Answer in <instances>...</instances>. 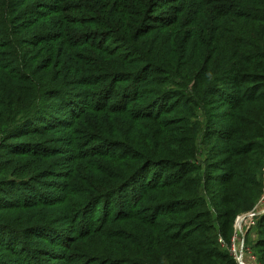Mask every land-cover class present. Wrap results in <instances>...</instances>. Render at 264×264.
Listing matches in <instances>:
<instances>
[{"label": "trees", "instance_id": "trees-1", "mask_svg": "<svg viewBox=\"0 0 264 264\" xmlns=\"http://www.w3.org/2000/svg\"><path fill=\"white\" fill-rule=\"evenodd\" d=\"M263 184L264 0H0V264H237Z\"/></svg>", "mask_w": 264, "mask_h": 264}, {"label": "rangeland", "instance_id": "rangeland-1", "mask_svg": "<svg viewBox=\"0 0 264 264\" xmlns=\"http://www.w3.org/2000/svg\"><path fill=\"white\" fill-rule=\"evenodd\" d=\"M65 165H68L69 169H74V170L77 169V172H84L85 171V166H90V165H85V164H82L81 166H80V164H77L76 166H74V164L71 163V162H68ZM63 170H65L64 171V175H67L65 173L68 172V169L67 168H63ZM60 171H61V169H60ZM50 182H51L50 183L51 186L45 188V189L48 190L49 194H54L55 193L54 196L56 195V197L58 199H60V200H67L69 198V192H63L61 190V188H66V185H65L66 184V178H65V176L54 177V178H52L50 180ZM81 185L82 184L80 183L79 186H78L79 188L75 187V190L77 192H79L82 189V187L80 188ZM70 199H73V198H69L68 200H70ZM257 209H259V210H263L264 209V184H263V190H262L260 199L258 200V202L256 203V205H255V207L253 208L252 211H255ZM102 212L103 211H102V209L100 207L98 209V215H100V216L103 215ZM108 214H109L110 217L117 215L116 207L115 206H111L110 211H109ZM234 228H235V224H234L232 232L229 235L227 241L225 240V238L223 236H221V233H219L218 231L215 234L216 235L215 243H217L219 248L222 251H224L225 253H229L230 252L229 251V246L232 243V240H233V238L235 236V229ZM229 239L231 240V243H228ZM245 239H246V246L251 251V254H248V255L245 256L246 263L247 264H262V262L258 260V257L260 255L257 254V251L255 249L256 244H257V240H258L257 229L253 228L252 230H250V229L246 230ZM224 241H226L227 244ZM252 255L255 257V260L252 258ZM214 264H223V263H221L218 260L217 261L214 260Z\"/></svg>", "mask_w": 264, "mask_h": 264}, {"label": "built area", "instance_id": "built-area-1", "mask_svg": "<svg viewBox=\"0 0 264 264\" xmlns=\"http://www.w3.org/2000/svg\"><path fill=\"white\" fill-rule=\"evenodd\" d=\"M263 210L257 209L250 213L239 215L235 221V236L229 251L237 264H247L245 256L251 254V251L246 246V230L256 227V219L262 214ZM252 258L255 260L253 255Z\"/></svg>", "mask_w": 264, "mask_h": 264}, {"label": "water", "instance_id": "water-1", "mask_svg": "<svg viewBox=\"0 0 264 264\" xmlns=\"http://www.w3.org/2000/svg\"><path fill=\"white\" fill-rule=\"evenodd\" d=\"M262 213H264V210H263V212Z\"/></svg>", "mask_w": 264, "mask_h": 264}]
</instances>
